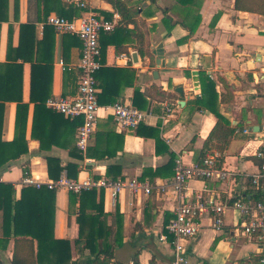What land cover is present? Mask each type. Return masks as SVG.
Returning <instances> with one entry per match:
<instances>
[{"label": "crops", "instance_id": "crops-1", "mask_svg": "<svg viewBox=\"0 0 264 264\" xmlns=\"http://www.w3.org/2000/svg\"><path fill=\"white\" fill-rule=\"evenodd\" d=\"M85 1V12L115 23L111 33H101L99 37V64L104 71L100 81L97 74L98 85L102 83L107 88L108 101L118 95L116 102L131 104L150 116L136 129L121 131L111 112L105 110L112 104L99 103L102 109L89 147L95 145L99 133L123 136L121 151L104 160L89 159L86 155L78 160L70 154V149L77 147L79 126L74 124L80 119L60 114L62 118L48 123L40 117L37 137L46 139L49 134L46 143L51 147L42 150L40 141L32 138V63L48 56L46 60L51 66L47 76L35 71L36 90L49 88V98L73 97L78 89L81 45L76 37L58 33L45 24V19L57 12L38 22L34 33L21 36L20 25L35 22L39 9L35 0H9L8 21L0 24V62L5 64L11 50L16 60L10 63L17 66L10 70L8 79L4 78L5 70L0 71V99H22L29 103L28 153L0 168V182L13 184L19 197L24 187L18 183L24 176H33L43 183L51 181L47 157L59 159L62 166L78 164L77 180L81 181L112 179L107 176L108 166H120V178L146 182L152 190L149 195L123 191L114 203L108 192L102 191L100 222L111 234L100 243L121 242L114 250L111 264H172L173 237L166 226L174 218L178 202L167 185L175 170L173 174V168L165 170V167L173 159L181 158L185 166H195L203 159L205 141L218 121L213 110L234 129L220 164L234 176L227 182L190 180L187 192L200 193L206 199L217 196L223 201L231 198L253 201L259 197L251 177L259 171L260 160L254 154L264 134V16L236 10L235 0H196L187 6L179 0H120L128 8L138 10L136 23L126 25L109 0ZM62 2L69 5L66 0ZM161 44L163 58L158 62L155 52ZM135 53L137 60L132 57ZM22 56L33 57V62ZM193 72L198 73V96ZM179 87L183 95L177 92ZM98 91L100 95L99 86ZM16 111V102L5 103L2 142H11L15 137ZM246 128L251 130L250 134L243 133ZM164 185L167 186L162 190L160 187ZM100 190H97V203ZM68 197L65 189L55 191V201L50 204V223L56 239L71 242L73 259L77 260L82 254L75 247L79 239V204L69 205ZM239 224L240 218L233 211L227 212L222 230L212 227L209 214L202 216L199 235L185 243L187 264H242L255 257L258 248L240 234ZM33 243L36 248L37 242ZM4 248L2 243L0 253L12 262L15 238ZM19 251L24 255L26 250ZM88 255V250L83 252L84 257Z\"/></svg>", "mask_w": 264, "mask_h": 264}, {"label": "trees", "instance_id": "trees-1", "mask_svg": "<svg viewBox=\"0 0 264 264\" xmlns=\"http://www.w3.org/2000/svg\"><path fill=\"white\" fill-rule=\"evenodd\" d=\"M196 0H179L181 5L187 6L193 4ZM113 7L121 14L124 23H136L137 9L128 8L125 3L120 0H109ZM38 11L35 22H28L20 25V35L34 33L35 26L41 22L51 12H57L59 16H65L69 19L80 17L83 11L73 7L66 6L62 0H35ZM9 0H0V24L8 21ZM235 9L264 16V0H235ZM47 29H50L48 27ZM47 29L45 30L47 32ZM52 29V28H51ZM47 33L45 34L46 37ZM68 36V35H67ZM44 37V40H45ZM80 43V41L78 40ZM42 45V44H41ZM81 45V43H80ZM11 51V50H10ZM10 51L7 53V61L0 62V71L5 70V79L10 76V70L17 65H12L14 61ZM12 52V51H11ZM48 57V56H47ZM45 58H37L35 63H32V92L30 103L34 105V120L32 125V138L40 141L42 150H49L51 147L46 142L50 139V135L46 139H40L37 133L40 130L41 124L38 118L44 117L48 123L54 122L63 116L53 112L46 106L47 99L50 97L49 88L42 89L40 92L36 90L34 74L47 76L51 66ZM24 60L30 59L33 62V57H21ZM30 61V62H31ZM44 62L46 65H44ZM15 64V63H14ZM102 71H98L99 81L102 79ZM40 79V78H39ZM43 81H39L42 83ZM99 88L102 89L98 95V101L101 105L116 103L117 97L111 98L108 101L107 88L99 83ZM13 101L17 103L16 122H15V137L11 142L1 141V127L3 119V110L6 102ZM29 103H24L22 99H0V168H3L10 162H13L23 155L28 153V141L26 139L27 113ZM217 117V123L205 141L203 148V159L197 163V166L203 165V160L206 153L217 152L220 157L217 159V166L223 160V154L228 148L231 138L234 134V129L230 127L229 122L216 110H213ZM81 120H77L75 127L80 126ZM139 126V125H138ZM122 135L97 134L95 145L88 147L86 158L95 160L110 159L117 156L121 151ZM157 142L161 143L160 139ZM78 151V154L75 153ZM70 154L78 159L83 160L84 157L79 153L77 147L73 151L70 149ZM48 175L51 180H58L63 171L66 170L67 177L77 179L79 166L76 163H69L62 166L59 159L55 157H47ZM173 159L166 169L173 168V174L176 161ZM121 175V167L110 165L107 168V176L117 180ZM97 190L86 191L81 194L69 192V205L78 206L79 217V239L75 241L76 249H80L81 259L74 260L72 255L71 242L68 239H56L54 237V226L50 223L52 213L50 212V204L55 201V191L47 188L36 189L35 187H24L20 191L18 197L14 185L11 183L0 182V245L3 243L5 250L11 239L15 238V251L13 254V264H111L114 257V250L121 245V242L109 243L108 241L100 243L104 236L111 234V231L104 229L100 218L103 216V190H100V201L97 203ZM36 241V248L33 241ZM20 248H23L25 254H20ZM89 255L83 256V252L87 251Z\"/></svg>", "mask_w": 264, "mask_h": 264}, {"label": "built area", "instance_id": "built-area-1", "mask_svg": "<svg viewBox=\"0 0 264 264\" xmlns=\"http://www.w3.org/2000/svg\"><path fill=\"white\" fill-rule=\"evenodd\" d=\"M66 2L83 11L87 8L85 0H66ZM45 24L53 27L58 33L76 37L81 43L76 95L73 97H51L47 100L46 106L67 118L81 120L76 135V146L79 152L85 156L96 130L99 111L102 109L98 101L97 81V73L101 68L99 37L101 33H111L115 28V23L84 11L80 17L72 19L52 14L45 19ZM105 110L111 112L121 131L136 129L150 116L149 112L139 110L124 102H116ZM262 131L264 132V125ZM243 133L250 134L251 130L246 128ZM259 142L260 146L254 154L260 160L259 171L251 177V184L259 197L253 201L232 198L223 201L217 196L206 199L200 193L191 195L187 192L190 180L227 182L233 178L232 171L217 166V159L220 157L218 153H208L202 166H185L181 158L176 160L175 174L167 183L176 194L178 202L173 211L174 218L166 226L167 232L173 237L174 260L172 264H187L185 243L199 235L202 216L209 214L212 217V227L222 230L225 216L229 211L235 212L240 218V224L237 227L240 234L253 241L258 248L255 257L242 264H264V134ZM18 184L22 187L47 188L51 191L65 189L74 194L102 189L108 192L112 203L123 191L149 195L152 190L150 184L135 179L87 178L81 181L68 178L66 172L58 180L46 183L26 175ZM167 185L160 188L163 190ZM161 239L166 240V237L161 236Z\"/></svg>", "mask_w": 264, "mask_h": 264}, {"label": "water", "instance_id": "water-1", "mask_svg": "<svg viewBox=\"0 0 264 264\" xmlns=\"http://www.w3.org/2000/svg\"><path fill=\"white\" fill-rule=\"evenodd\" d=\"M163 45H159V47L157 48V51L155 52V54L158 56V62H161L162 58H163ZM133 59L134 60H137V55L136 53L133 54ZM155 76H157V73L154 74ZM193 75V81L195 82L194 83V87H195V94L198 96L200 94V90H199V83H198V73L197 72H193L192 73ZM177 92L180 94V95H183V90L181 87H179L177 89ZM0 264H13L12 262L8 261L5 256L3 254L0 253Z\"/></svg>", "mask_w": 264, "mask_h": 264}]
</instances>
